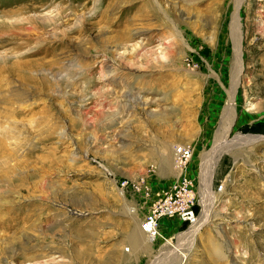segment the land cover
Masks as SVG:
<instances>
[{"label": "rangeland", "instance_id": "rangeland-1", "mask_svg": "<svg viewBox=\"0 0 264 264\" xmlns=\"http://www.w3.org/2000/svg\"><path fill=\"white\" fill-rule=\"evenodd\" d=\"M263 139L264 0H0V264H264ZM180 144L205 222L150 242Z\"/></svg>", "mask_w": 264, "mask_h": 264}, {"label": "built area", "instance_id": "built-area-1", "mask_svg": "<svg viewBox=\"0 0 264 264\" xmlns=\"http://www.w3.org/2000/svg\"><path fill=\"white\" fill-rule=\"evenodd\" d=\"M187 65L191 63L188 61ZM193 150L188 144L175 145L173 149L174 179L164 191L163 196L151 205L150 210L140 223L141 232L153 241L161 237L160 223L164 219L177 220L188 226H194L199 215L196 212L198 205L194 182L190 178L189 166ZM130 185L135 191L148 190L147 178L140 176L136 180H123L119 189L123 190Z\"/></svg>", "mask_w": 264, "mask_h": 264}, {"label": "crops", "instance_id": "crops-1", "mask_svg": "<svg viewBox=\"0 0 264 264\" xmlns=\"http://www.w3.org/2000/svg\"><path fill=\"white\" fill-rule=\"evenodd\" d=\"M188 244H132L126 253L163 264H182L187 256Z\"/></svg>", "mask_w": 264, "mask_h": 264}, {"label": "bare ground", "instance_id": "bare-ground-1", "mask_svg": "<svg viewBox=\"0 0 264 264\" xmlns=\"http://www.w3.org/2000/svg\"><path fill=\"white\" fill-rule=\"evenodd\" d=\"M237 12L235 13V17H234V22H236L237 23ZM236 36V35H235ZM241 68V67H240ZM239 68H238V73H239ZM238 73H236V78H237V74ZM239 75V74H238ZM229 111V110H228ZM230 113L231 112H228V116L230 115ZM226 115H227V113H226ZM229 121V117L226 119V123ZM246 139H248V141L249 142H255L256 143V141H259V140H261V138H246ZM264 140V139H263ZM262 141V140H261ZM121 194V193H120ZM203 222H205V219L203 220ZM203 222L202 221H199V219H198V221H197V223L194 225V226H192L191 228H193V227H195L196 225V227H195V229H194V231L192 232V238L197 234V232H199V229L201 228V226H203L202 224H203ZM138 236V235H137ZM147 240H149L150 242L152 241V239L151 238H148L147 236H144ZM169 244V243H168ZM127 250V249H126Z\"/></svg>", "mask_w": 264, "mask_h": 264}]
</instances>
